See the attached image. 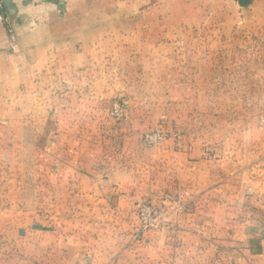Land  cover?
<instances>
[{
  "label": "crops",
  "instance_id": "0c3cea01",
  "mask_svg": "<svg viewBox=\"0 0 264 264\" xmlns=\"http://www.w3.org/2000/svg\"><path fill=\"white\" fill-rule=\"evenodd\" d=\"M62 2L60 11L53 0H16L7 25L0 16V101L20 100L26 70L33 71L34 86L36 71L42 70L60 71V83L74 75L75 85L82 86L85 79L94 82L101 67H114L111 55L131 53L130 47L100 46V39L109 40L120 30L95 27L122 18L124 32L130 34L131 0L123 1L128 7L123 15L103 13L108 5L101 0ZM234 6L251 23L246 32L252 38L251 53L264 55L259 44L264 39V0H250L246 6L233 0ZM155 20L177 22L160 11ZM255 100L260 101L259 94ZM259 110L238 108L233 113ZM61 136L55 144L30 143L26 159H20L18 144L17 158H4L0 144V264H264V199L258 176H245L243 167L228 175L196 140L167 141L146 150L137 175L128 169L126 156H116L115 147L105 156L99 143L85 147L78 130ZM251 166L254 170L256 164ZM142 197L158 204L178 198L180 208L172 211L171 230L149 232L135 241V202Z\"/></svg>",
  "mask_w": 264,
  "mask_h": 264
},
{
  "label": "rangeland",
  "instance_id": "374dc122",
  "mask_svg": "<svg viewBox=\"0 0 264 264\" xmlns=\"http://www.w3.org/2000/svg\"><path fill=\"white\" fill-rule=\"evenodd\" d=\"M15 1L5 5L0 0V16L6 25L8 15H15ZM53 1L61 11L62 0ZM123 1L101 0L108 5L103 13L123 15L124 8H128ZM131 3L130 34L127 29L124 32L122 18L95 26L120 30L109 40L100 39V46L131 48V53L111 55L114 67H101L98 80L85 79V84L79 86L75 85L74 75L68 74V82L60 83V71L42 70L36 71L34 86L33 71L21 72L24 83L20 100L0 101L4 158H17L18 144L20 159H26L30 143H58L61 134L72 128L78 130V140L85 147L99 143L105 156L109 155L108 148L115 147L116 156H126L128 169L139 175V158L147 157L146 150L167 141L196 140L204 143L205 151L228 175L243 167L245 176H258L264 199V55L251 53L252 38L246 34L251 31V23L233 7V0ZM159 11L174 16L177 22H156ZM140 14L149 17L140 19ZM259 44L264 46V39ZM257 94L260 101L255 100ZM250 107L254 112L259 107L260 112L233 113ZM15 110L19 113L13 114ZM216 110L224 113H203ZM173 113L180 115L175 118ZM157 134L159 137L148 141V136ZM72 136L75 138V134ZM64 139L69 141L66 136ZM13 144L15 150L11 151ZM142 201L158 204L140 198L135 202L136 217L137 205ZM176 209L168 207L170 216ZM131 238L141 240L134 239L132 231Z\"/></svg>",
  "mask_w": 264,
  "mask_h": 264
},
{
  "label": "built area",
  "instance_id": "2783aa9c",
  "mask_svg": "<svg viewBox=\"0 0 264 264\" xmlns=\"http://www.w3.org/2000/svg\"><path fill=\"white\" fill-rule=\"evenodd\" d=\"M159 135L148 136V141L155 140ZM164 204H156L152 201H142L137 205V223L132 228V237L140 240L149 231H162L172 228L169 205L179 208L178 198H166Z\"/></svg>",
  "mask_w": 264,
  "mask_h": 264
},
{
  "label": "water",
  "instance_id": "95a60500",
  "mask_svg": "<svg viewBox=\"0 0 264 264\" xmlns=\"http://www.w3.org/2000/svg\"><path fill=\"white\" fill-rule=\"evenodd\" d=\"M11 0H3V3L5 5H9ZM239 6H246L249 4L250 0H237Z\"/></svg>",
  "mask_w": 264,
  "mask_h": 264
}]
</instances>
